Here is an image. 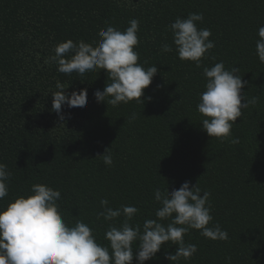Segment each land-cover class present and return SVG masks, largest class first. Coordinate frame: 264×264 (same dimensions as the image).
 <instances>
[{"label": "trees", "instance_id": "trees-1", "mask_svg": "<svg viewBox=\"0 0 264 264\" xmlns=\"http://www.w3.org/2000/svg\"><path fill=\"white\" fill-rule=\"evenodd\" d=\"M0 264H264V0H0Z\"/></svg>", "mask_w": 264, "mask_h": 264}]
</instances>
